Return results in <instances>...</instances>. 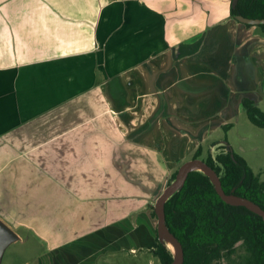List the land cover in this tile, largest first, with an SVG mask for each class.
<instances>
[{"label":"crops","instance_id":"obj_1","mask_svg":"<svg viewBox=\"0 0 264 264\" xmlns=\"http://www.w3.org/2000/svg\"><path fill=\"white\" fill-rule=\"evenodd\" d=\"M232 3L0 0V217L43 244L39 262L147 264L171 168L147 125L161 106L171 125L185 106L177 85L205 80L191 66L212 65L203 54L220 23L239 50L250 30Z\"/></svg>","mask_w":264,"mask_h":264},{"label":"rangeland","instance_id":"obj_2","mask_svg":"<svg viewBox=\"0 0 264 264\" xmlns=\"http://www.w3.org/2000/svg\"><path fill=\"white\" fill-rule=\"evenodd\" d=\"M238 22L242 23L239 20ZM222 25L223 23H220L214 29L218 33L211 34L207 38L211 40L210 43L207 41L206 45L209 51L206 49L203 56L210 54L206 61H211L212 65L205 63L202 66L199 64L191 66L192 70L202 73L205 80L200 83L190 81V83L177 85L185 89L181 96L182 99H179L185 101V106H180L178 109L174 105V114L168 120L173 127L165 122L169 116L163 106L147 125L158 127L157 130L151 131L156 134L157 138V146L152 149L157 150L159 158L166 160L172 168L167 166L168 173L164 179L166 182L156 179L159 187L157 196L165 189L164 183H169L172 173L192 158L199 145H203L202 155L205 157L209 152L216 155L222 150V146H226V149L233 148L246 158L251 167L260 173L264 180V127L250 120L242 104V98L249 96L264 109V35L257 24L247 25V30L250 31H246V35L242 31L238 33L237 48L239 47V50L237 51L240 52H237L224 46L229 43V40H225L226 34L223 29L218 31ZM212 41L214 44L209 47ZM245 41L249 44L247 48L244 47ZM235 43L234 41V47ZM198 100L203 102V106L199 101V107L195 108L193 101ZM176 101L174 100L175 103ZM227 123L233 125L224 129V124ZM153 220L155 227L157 217ZM126 228L127 232L131 229ZM130 232L126 235L127 245H129V239L132 238ZM44 250L43 244L32 237L24 242L17 240L6 249L1 264H25L27 261L29 264H51L52 259L48 256H44L41 262L37 258L36 255L43 253ZM90 251V246H86L82 255L90 254ZM151 255L154 256V254L145 252L139 258L141 261L146 260L147 264H159L160 261L158 262L155 258L154 260ZM76 261L78 264H91L93 258L78 256Z\"/></svg>","mask_w":264,"mask_h":264},{"label":"trees","instance_id":"obj_3","mask_svg":"<svg viewBox=\"0 0 264 264\" xmlns=\"http://www.w3.org/2000/svg\"><path fill=\"white\" fill-rule=\"evenodd\" d=\"M230 14L237 20L240 15L264 19V0H237ZM257 25L264 35V23ZM242 104L250 120L264 127V109L255 99L245 96ZM231 125L224 124V129ZM202 152L203 145H199L192 158H202L216 170L228 195L251 199L264 209V180L245 157L226 146L216 155L209 152L205 157ZM178 171L172 173L169 183ZM153 213L156 216L155 209ZM165 220L183 245L182 264H264V217L244 204L224 199L211 177L200 169L190 171L183 185L167 199ZM151 251L160 264H171L175 259L159 233Z\"/></svg>","mask_w":264,"mask_h":264},{"label":"water","instance_id":"obj_4","mask_svg":"<svg viewBox=\"0 0 264 264\" xmlns=\"http://www.w3.org/2000/svg\"><path fill=\"white\" fill-rule=\"evenodd\" d=\"M237 0H233L235 3ZM239 21L243 23H249V24H260L264 23V19L262 18H251V17H246V16H238L237 17ZM198 165H202L203 169H200L207 173L212 181L215 183L216 188L220 195L226 199L227 201H230L232 203L236 204H244L251 208L254 211H257L259 214H261L264 217V209L259 206L257 203H255L253 200L248 199V198H243V197H238L235 195H228L223 186L221 179L216 172V170L208 164L204 159L202 158H191L187 161H185L181 168L178 171L177 176L175 179H173L167 187L162 191V193L159 195L156 201V212L158 216V233L159 236L162 240H164L167 243L166 237L169 236L171 237L177 246L176 250L171 248L168 243L167 245L172 249V251L175 254V259L171 264H182L184 260V249L182 243L179 241V239L170 231L166 224L165 220V202L167 199L176 191L178 190L185 180L188 177V174L190 171L199 169L197 168ZM19 234L17 231L10 226L4 219L0 217V264L2 263V259L4 256V253L6 249L16 240L19 239Z\"/></svg>","mask_w":264,"mask_h":264},{"label":"bare ground","instance_id":"obj_5","mask_svg":"<svg viewBox=\"0 0 264 264\" xmlns=\"http://www.w3.org/2000/svg\"><path fill=\"white\" fill-rule=\"evenodd\" d=\"M197 168L203 169V166L202 165H198ZM166 240H167L168 245L171 248H173L174 250H176L177 246L175 244V241L171 237H169V236L166 237Z\"/></svg>","mask_w":264,"mask_h":264}]
</instances>
